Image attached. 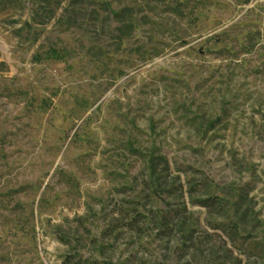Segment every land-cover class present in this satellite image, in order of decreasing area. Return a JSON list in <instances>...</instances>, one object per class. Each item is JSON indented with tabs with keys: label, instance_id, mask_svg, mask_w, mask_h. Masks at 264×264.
<instances>
[{
	"label": "rangeland",
	"instance_id": "374dc122",
	"mask_svg": "<svg viewBox=\"0 0 264 264\" xmlns=\"http://www.w3.org/2000/svg\"><path fill=\"white\" fill-rule=\"evenodd\" d=\"M108 261L264 264V0H0V264Z\"/></svg>",
	"mask_w": 264,
	"mask_h": 264
},
{
	"label": "trees",
	"instance_id": "16d2710c",
	"mask_svg": "<svg viewBox=\"0 0 264 264\" xmlns=\"http://www.w3.org/2000/svg\"><path fill=\"white\" fill-rule=\"evenodd\" d=\"M198 201L200 202V204H203V205H207L210 203V201H208L207 198H200ZM105 264H117V263L108 261V262H105Z\"/></svg>",
	"mask_w": 264,
	"mask_h": 264
}]
</instances>
